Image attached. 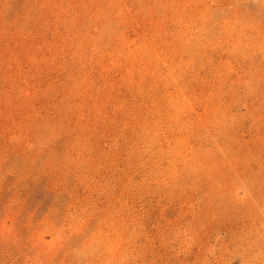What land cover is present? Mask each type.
Returning <instances> with one entry per match:
<instances>
[{"label":"rangeland","instance_id":"374dc122","mask_svg":"<svg viewBox=\"0 0 264 264\" xmlns=\"http://www.w3.org/2000/svg\"><path fill=\"white\" fill-rule=\"evenodd\" d=\"M0 264H264V0H0Z\"/></svg>","mask_w":264,"mask_h":264}]
</instances>
